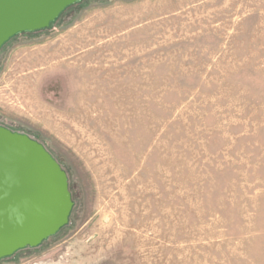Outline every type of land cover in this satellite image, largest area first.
I'll list each match as a JSON object with an SVG mask.
<instances>
[{
    "label": "rangeland",
    "instance_id": "374dc122",
    "mask_svg": "<svg viewBox=\"0 0 264 264\" xmlns=\"http://www.w3.org/2000/svg\"><path fill=\"white\" fill-rule=\"evenodd\" d=\"M0 126L74 201L0 264H264V0L74 4L1 48Z\"/></svg>",
    "mask_w": 264,
    "mask_h": 264
},
{
    "label": "water",
    "instance_id": "95a60500",
    "mask_svg": "<svg viewBox=\"0 0 264 264\" xmlns=\"http://www.w3.org/2000/svg\"><path fill=\"white\" fill-rule=\"evenodd\" d=\"M82 0H0V50L14 36L50 27ZM74 201L66 171L27 134L0 126V260L35 247L70 220ZM10 208L24 218L9 221Z\"/></svg>",
    "mask_w": 264,
    "mask_h": 264
},
{
    "label": "clouds",
    "instance_id": "9594fccd",
    "mask_svg": "<svg viewBox=\"0 0 264 264\" xmlns=\"http://www.w3.org/2000/svg\"><path fill=\"white\" fill-rule=\"evenodd\" d=\"M8 218H9V221H11V222L14 221L15 223H17V224H19L21 226H22V224L24 222V218L16 214V209L15 208H10L9 209Z\"/></svg>",
    "mask_w": 264,
    "mask_h": 264
},
{
    "label": "flooded vegetation",
    "instance_id": "af4514ba",
    "mask_svg": "<svg viewBox=\"0 0 264 264\" xmlns=\"http://www.w3.org/2000/svg\"><path fill=\"white\" fill-rule=\"evenodd\" d=\"M44 241H45V240H44ZM44 241H43V242H44ZM41 244H42V243H41ZM41 244H40V245H41ZM38 246H39V245H38ZM38 246H35V247H38ZM35 247H25V248H23V249H27V248H35ZM23 249H20V250H23Z\"/></svg>",
    "mask_w": 264,
    "mask_h": 264
},
{
    "label": "trees",
    "instance_id": "16d2710c",
    "mask_svg": "<svg viewBox=\"0 0 264 264\" xmlns=\"http://www.w3.org/2000/svg\"><path fill=\"white\" fill-rule=\"evenodd\" d=\"M82 1H83V0H82ZM82 1H81V2H82ZM79 3H80V2H79Z\"/></svg>",
    "mask_w": 264,
    "mask_h": 264
}]
</instances>
